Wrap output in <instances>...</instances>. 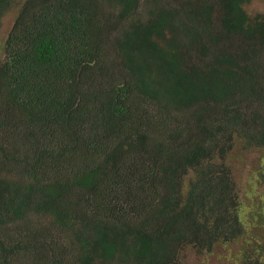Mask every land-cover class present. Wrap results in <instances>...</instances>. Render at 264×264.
I'll return each instance as SVG.
<instances>
[{"label": "trees", "instance_id": "16d2710c", "mask_svg": "<svg viewBox=\"0 0 264 264\" xmlns=\"http://www.w3.org/2000/svg\"><path fill=\"white\" fill-rule=\"evenodd\" d=\"M251 2L0 0V264H177L246 239L226 161L264 149Z\"/></svg>", "mask_w": 264, "mask_h": 264}, {"label": "rangeland", "instance_id": "374dc122", "mask_svg": "<svg viewBox=\"0 0 264 264\" xmlns=\"http://www.w3.org/2000/svg\"><path fill=\"white\" fill-rule=\"evenodd\" d=\"M249 15L255 13L264 14V0H252L245 6ZM13 16L3 19L0 29V64L4 59V45L13 27ZM264 149H252L244 151L241 145L231 152L226 164L232 170L235 181L238 184L240 204L242 207V222L246 223V239H259L263 230L258 222L264 223ZM254 216L256 219L253 220ZM42 222L45 221L41 220ZM254 225L251 226V222ZM254 236L255 238H253ZM246 239H241L245 244ZM251 241V240H250ZM240 243L219 244L211 254H199L196 250H184L180 253L177 264H240L242 256Z\"/></svg>", "mask_w": 264, "mask_h": 264}, {"label": "flooded vegetation", "instance_id": "af4514ba", "mask_svg": "<svg viewBox=\"0 0 264 264\" xmlns=\"http://www.w3.org/2000/svg\"><path fill=\"white\" fill-rule=\"evenodd\" d=\"M256 219V216H254L253 220ZM251 226L254 227L252 224V221L250 222ZM258 225L263 230L264 223L258 222ZM248 227V226H246ZM255 238L254 236H252ZM245 239V238H244ZM251 240V241H250ZM246 243L242 244L241 240H238L235 242V244L240 243V252L242 253V256L239 260L240 264H264V233L261 234V237L259 239H252L248 238L246 239Z\"/></svg>", "mask_w": 264, "mask_h": 264}]
</instances>
